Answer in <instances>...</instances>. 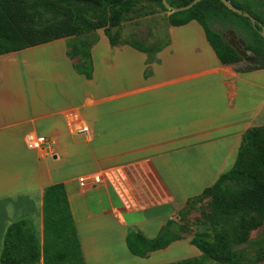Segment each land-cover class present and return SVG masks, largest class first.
Returning a JSON list of instances; mask_svg holds the SVG:
<instances>
[{
  "label": "crops",
  "instance_id": "obj_1",
  "mask_svg": "<svg viewBox=\"0 0 264 264\" xmlns=\"http://www.w3.org/2000/svg\"><path fill=\"white\" fill-rule=\"evenodd\" d=\"M167 32L159 61L148 64L145 52L113 46L98 31L91 80L74 70L68 37L0 54V264L13 222L31 219L42 241L45 188L59 182L86 264L201 254L185 238L141 258L129 251L127 232L156 237L232 169L244 132L264 126V68L221 63L195 20ZM32 133L51 141L48 151L27 147ZM93 174L103 182L81 185Z\"/></svg>",
  "mask_w": 264,
  "mask_h": 264
},
{
  "label": "trees",
  "instance_id": "obj_2",
  "mask_svg": "<svg viewBox=\"0 0 264 264\" xmlns=\"http://www.w3.org/2000/svg\"><path fill=\"white\" fill-rule=\"evenodd\" d=\"M54 1H59L73 13L75 29L69 35L67 31H52L51 28L36 32L63 16L51 3L42 6V13L36 19L35 30L22 25L16 17L11 19L10 13L2 9L0 10V54L60 37H68L67 56L73 61L74 70L91 80L94 73L91 49L99 40L97 30L100 28H104L113 46L129 44L145 52L148 55V64L159 61L157 53L163 46L169 44L168 40L162 47L144 48L135 43L122 42L120 31L115 36L112 35V28L121 26L141 0ZM149 1L164 11H170L163 4V0ZM192 1L168 0V3L173 7H182ZM229 1L250 13L264 25V18H259L256 13L246 9L248 5L246 0ZM30 8L34 10V6ZM86 18L92 19L94 23L87 22ZM193 20L204 28L207 40L221 63L236 65L244 61L231 43L211 29L216 22H228L239 34L245 35L244 48L253 50L258 57L256 63H247L245 68H238L237 71L246 72L264 68V37L260 33L262 27L257 25L255 28L250 18L233 12L221 0H202L188 10L171 12L168 17L172 26H182ZM88 34L91 40L86 38ZM152 74L149 66L145 70V77ZM202 197L211 198L207 217L217 224L225 223L228 226L216 234L214 239H208L202 233H197L191 238L190 243L201 252L199 256L165 264H209L210 262L243 264V254L239 245L243 243L242 234H245L244 230L248 226L246 217L253 215L264 219V126L248 128L242 135L232 169L221 174L212 186L205 188L200 195L191 199ZM179 228L176 221L170 220L156 237L150 238L137 227H129L126 244L133 255L147 258L152 252L165 249L173 242L185 239L186 237L178 232ZM1 264H86L64 183L51 184L45 188L42 241L37 236L31 219L24 218L13 222L5 234Z\"/></svg>",
  "mask_w": 264,
  "mask_h": 264
},
{
  "label": "rangeland",
  "instance_id": "obj_3",
  "mask_svg": "<svg viewBox=\"0 0 264 264\" xmlns=\"http://www.w3.org/2000/svg\"><path fill=\"white\" fill-rule=\"evenodd\" d=\"M246 1L248 3L246 9H250L256 13L259 18H264V0ZM46 3L55 5L63 16L52 21L47 26L40 28L36 32H42L45 28H51L52 31H67V35H69L72 30L75 29V26H73V13L69 9H66L65 6L61 5L59 1L0 0V10L3 9L10 13L11 19L16 17L20 20L22 25L35 30L37 16L42 13V6ZM30 6H34V10H31ZM170 14V11H164L153 5L149 0H141V3L128 15L122 25L119 26L117 32L120 31V39L122 42L135 43L144 48L162 47L168 41L167 27L169 25L168 17ZM86 20L89 23H94L90 18H86ZM103 29L104 28H100L97 32ZM211 29L219 33L233 46L244 47L246 44L245 35L243 33L239 34L235 27L228 22H216L212 25ZM86 38L91 40L90 34L86 35ZM247 63L248 62L242 61L236 64V69L245 68ZM210 202V197L189 200L174 219L180 227L178 232L190 239L197 233L205 234L208 239H214L216 234L227 227V224H217L216 221H211V219L207 217V214L210 212ZM246 218L248 220V226L246 230H244V235L240 232V234H242L243 243L239 245L243 254V264H264V219L253 215H249ZM99 229V233H101L102 228L99 227ZM174 255L175 256H171V260L167 261L168 263L190 257ZM209 264L216 263L210 262Z\"/></svg>",
  "mask_w": 264,
  "mask_h": 264
},
{
  "label": "water",
  "instance_id": "obj_4",
  "mask_svg": "<svg viewBox=\"0 0 264 264\" xmlns=\"http://www.w3.org/2000/svg\"><path fill=\"white\" fill-rule=\"evenodd\" d=\"M200 1H202V0H193L191 3H189V4L185 5V6H182V7H173L172 5H170L168 3V0H163V4L165 5V7L168 10H170L172 13H174V12L188 10V9L192 8L194 5H196L197 3H199ZM221 2H223L225 4V6L227 8H229L230 10H232L233 12H236L238 14H243L244 16L250 18V20L252 21V23H253L255 28H256L257 25L261 26L262 30L260 31V33L264 37V25H262L261 22L256 20L250 13L245 12L242 9L234 6L231 3V1H229V0H221ZM118 28H119V26H114L112 28V35L113 36H115L117 34ZM234 48L243 57L245 62L252 63V64L257 62L258 57L255 54V52H253V50L244 48L243 46H234Z\"/></svg>",
  "mask_w": 264,
  "mask_h": 264
},
{
  "label": "built area",
  "instance_id": "obj_5",
  "mask_svg": "<svg viewBox=\"0 0 264 264\" xmlns=\"http://www.w3.org/2000/svg\"><path fill=\"white\" fill-rule=\"evenodd\" d=\"M79 131L88 133L89 128L87 126H79ZM27 147L31 150H46L48 151L51 146V141L45 136H38L36 134H29L26 140ZM104 178L100 174H93L91 176H84L80 178V183L83 186L91 184H101Z\"/></svg>",
  "mask_w": 264,
  "mask_h": 264
}]
</instances>
